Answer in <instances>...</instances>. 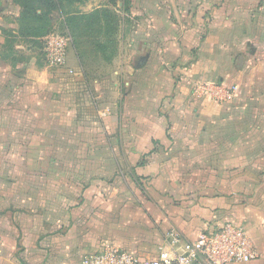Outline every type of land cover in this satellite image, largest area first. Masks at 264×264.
Listing matches in <instances>:
<instances>
[{
  "label": "crops",
  "instance_id": "crops-1",
  "mask_svg": "<svg viewBox=\"0 0 264 264\" xmlns=\"http://www.w3.org/2000/svg\"><path fill=\"white\" fill-rule=\"evenodd\" d=\"M20 12L0 0V264L149 258L227 221L264 264V0L64 3L61 71Z\"/></svg>",
  "mask_w": 264,
  "mask_h": 264
},
{
  "label": "built area",
  "instance_id": "built-area-1",
  "mask_svg": "<svg viewBox=\"0 0 264 264\" xmlns=\"http://www.w3.org/2000/svg\"><path fill=\"white\" fill-rule=\"evenodd\" d=\"M71 38L67 33L50 32L41 40V53L51 69L67 68V51ZM234 90V88H232ZM259 258L246 230L227 221L213 231L200 233L193 240L176 228H170L158 244L153 257H140L112 243L85 254L80 264H245Z\"/></svg>",
  "mask_w": 264,
  "mask_h": 264
},
{
  "label": "trees",
  "instance_id": "trees-1",
  "mask_svg": "<svg viewBox=\"0 0 264 264\" xmlns=\"http://www.w3.org/2000/svg\"><path fill=\"white\" fill-rule=\"evenodd\" d=\"M85 0H14L20 6L21 12L18 20V35L23 38H32L35 41L52 32L50 15L59 10L64 3L72 4ZM7 38L10 34L7 33ZM8 40V39H7ZM13 43L9 39L7 44ZM41 47V41H39Z\"/></svg>",
  "mask_w": 264,
  "mask_h": 264
},
{
  "label": "rangeland",
  "instance_id": "rangeland-1",
  "mask_svg": "<svg viewBox=\"0 0 264 264\" xmlns=\"http://www.w3.org/2000/svg\"><path fill=\"white\" fill-rule=\"evenodd\" d=\"M92 1V4H93V6L95 5V4H101V3H103V2H106L107 0H91ZM80 11H84L83 9H79ZM53 21H54V26H52L51 28V30H54L55 32H58V33H64L66 30H65V28L63 27V25H62V23H61V21H59V18H58V15H56V14H54V16H53ZM27 44V43H26ZM28 44H31V46H30V54L29 55H32V56H35V57H37L40 61H42V59L40 58V56H39V53H40V49H39V47H40V45H39V43L37 42V40H36V42H34L33 41V43L32 42H30V43H28ZM22 46H23V50H25L26 48V46H25V44L23 43L22 44ZM71 48H73L72 47V45H70L69 46V48H68V51L67 52H69L70 50H71ZM68 54V53H67ZM57 70V69H56ZM60 71V70H59Z\"/></svg>",
  "mask_w": 264,
  "mask_h": 264
}]
</instances>
